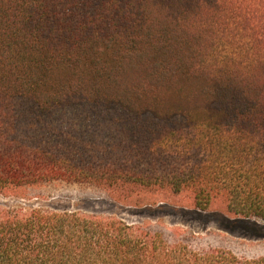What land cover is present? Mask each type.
<instances>
[{"label":"trees","instance_id":"trees-1","mask_svg":"<svg viewBox=\"0 0 264 264\" xmlns=\"http://www.w3.org/2000/svg\"><path fill=\"white\" fill-rule=\"evenodd\" d=\"M65 185L263 232L264 0H0V196ZM171 233L0 206V264H264Z\"/></svg>","mask_w":264,"mask_h":264},{"label":"rangeland","instance_id":"rangeland-1","mask_svg":"<svg viewBox=\"0 0 264 264\" xmlns=\"http://www.w3.org/2000/svg\"><path fill=\"white\" fill-rule=\"evenodd\" d=\"M60 196L54 198H33L20 200L15 197L0 196V206L15 207L26 205L29 208H46L59 212H78L85 215L113 217L130 225H142L151 232H162L166 237L172 231L193 237V244L226 249L247 258H264V231L254 232L248 228L229 225L209 213L195 210L193 198L186 193L174 194L167 191H137L134 199L149 200L140 206L118 202L101 197L100 190L86 186H60ZM92 193L95 197H79V194ZM224 208L221 202L215 209ZM202 213V214H201ZM207 213V214H206Z\"/></svg>","mask_w":264,"mask_h":264}]
</instances>
